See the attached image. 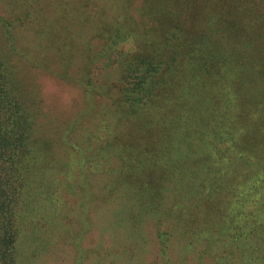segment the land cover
I'll use <instances>...</instances> for the list:
<instances>
[{
  "label": "trees",
  "instance_id": "1",
  "mask_svg": "<svg viewBox=\"0 0 264 264\" xmlns=\"http://www.w3.org/2000/svg\"><path fill=\"white\" fill-rule=\"evenodd\" d=\"M48 1L55 9V0ZM242 1H252L253 9L264 7V0H139L134 10L132 8L125 12V5L120 3L121 0H113L109 2L107 9L118 10L120 4L121 15L112 14L109 17L102 11L104 0H98L99 14L86 17L80 8H75L76 6L71 4L74 14L55 16L58 22L52 18L51 21L54 22L52 25L41 22L44 20L41 16L42 10L40 14H23L24 18L21 19L27 18L31 34L22 37L28 46L37 49L34 52L21 44V34L13 30L11 23L0 29V264H38V255L42 256V253H45L46 242L42 239L46 235L49 238H45L51 239L48 242L50 246H47L49 249L52 248V252L49 253L54 257L58 251L52 247L55 242L53 238L58 239L59 229L56 225L58 223L51 218L58 216L54 203L55 196L53 199L48 197L46 185L51 173H60L58 170L60 167L56 161L50 164L42 160L48 155H54L55 149L62 145L75 147L68 134L73 123L65 125L63 129L62 125L57 126L52 120H42L41 96L38 93L31 95L25 90L24 79H28L24 78L22 73L19 76V69L30 68L34 73L54 75L62 80L77 83L78 80L71 78L67 72H63L64 76H61L52 69L51 63L56 54L48 53L49 49L42 47L44 37L48 40L49 36L53 37L61 32L64 35L70 30L73 21L81 26L96 28L103 38H107L108 33L109 39L120 34L121 37L134 34L132 37L141 46H146L147 43L160 45L161 58L168 55L171 62H175L179 56L189 54L194 60L191 62H199L200 66L201 62L204 66H197L195 71H190L192 72L190 78L188 74L190 80L196 79L189 88L192 96L178 94L183 86L178 88L172 98L170 97L173 101L171 105L182 108L174 109L168 113L167 118L162 117L160 120L163 129L155 132L158 133L162 146L158 147L154 156L165 160L159 167L160 172H167V175L162 173L161 178L163 181L167 180L169 186L163 188V193L146 191L144 199L154 202L155 205L146 209L143 205V211L135 210L127 203L125 207L127 211L121 216L122 211L113 207L109 214L111 221L101 226L99 230L108 231V234L112 235L113 245L108 250V247L99 249L98 244L96 259H101L99 255L107 252L115 253L122 250L128 256L125 261H131L136 255L137 246L132 242L133 239L129 238V235L135 234L131 231L135 225H130L129 222L131 219L140 218L143 225V222H148L147 218H153L156 220L152 225L153 232H150V226L144 229L141 226L137 230L146 236V241L150 234L155 235L157 240L159 238L157 244L161 246L163 254L173 242L176 248L180 250L182 248L181 251L185 249L187 259L184 264H204L203 258L208 255L214 256L213 264H223L226 259L231 261L230 255L233 253L235 255L233 264H264V191L259 196L255 192L257 188L264 189V142L251 143L243 137L245 134L252 135L262 130L264 132V124L246 126L252 122L261 124L264 121V32H256L249 36L248 42H239L249 35L245 33L246 29H239L234 34V31L226 30L224 25L231 22L230 18L235 19L232 15L239 10ZM32 2L37 8L41 9L43 6L41 0ZM71 5L69 12H72ZM128 8H131V4ZM46 14H51L50 10ZM243 18V22L250 21L249 18L244 16ZM205 27L214 31L210 41L202 36L205 33L201 30ZM221 28L227 33L225 39L217 34L218 31L216 32ZM3 34L4 37L1 39ZM159 37L161 40H156ZM69 42L70 39L65 38L64 43ZM228 45L232 48L227 49ZM38 55L41 56L39 60L36 59ZM203 57L206 60H199ZM13 58L15 61L20 60L22 64H9ZM61 58L66 60L65 63L71 61L70 54H61ZM142 61L139 60L140 63ZM150 61L148 58L147 63L150 64ZM210 63L215 65H205ZM227 63H233V66ZM156 76L161 77L162 73ZM145 77H149V74ZM29 84L33 83L30 81ZM91 93L89 102L92 101ZM103 96L106 100L111 98L109 91L104 92ZM126 115L128 111L120 109L117 122L125 130V138L128 137V129L138 128V125L131 123ZM104 124L108 125V129L107 127L104 129L106 133L115 129L113 119L107 120ZM239 132H242L240 138ZM115 138L105 134L99 149L105 148V145ZM227 140L232 141L233 150L223 147L229 144ZM195 146H200L203 153L201 150L197 152L193 150ZM204 147L209 149L206 150ZM215 149L217 151L213 152ZM154 156H151L153 172L158 169ZM218 160L216 172H209L212 174L208 175L202 170L205 164L216 163ZM239 164L243 166H238ZM230 168L235 170L233 174L228 173ZM200 171H203L204 175L196 176ZM239 174L244 176V182L239 179L237 184L245 185L246 195L230 194L231 202H235L234 206L240 205L241 207H238L240 210L243 207L241 201L246 198L249 199L253 210L255 207L256 209L245 211L242 208L244 211L237 214L241 224L232 229L231 236H227V247L223 248L224 243H216V238L226 223L218 222L229 213L218 210L215 201L225 199L227 188L230 189L235 184L231 182ZM229 175L232 176L231 179ZM49 181H55V174ZM57 183L60 185L62 181L58 180ZM57 189L58 193L69 195L63 185L55 188ZM108 194L110 199L114 197L113 192ZM115 197L118 199L116 193ZM163 200H172L177 205H168V201L163 205ZM198 200H202L204 206H190L186 209L181 205L182 202ZM41 201L42 207L39 208V212L41 211L43 216H32L31 213ZM207 202L215 203L217 207H208ZM45 207L47 210H42ZM254 213L257 219L254 218ZM204 218H208L206 222L208 228H202L200 224V220ZM30 222L35 223L31 234L35 236L36 250L35 253H29L30 251L24 253L30 242L27 244L22 239L27 232L25 226ZM163 223L168 227L169 235L157 228L158 225L165 227ZM249 223L252 224L251 228L246 227ZM118 231L121 233L118 234ZM247 240H256L257 248ZM210 246L213 247L206 250ZM122 263L124 260L118 264ZM107 264L116 263L111 259Z\"/></svg>",
  "mask_w": 264,
  "mask_h": 264
},
{
  "label": "rangeland",
  "instance_id": "2",
  "mask_svg": "<svg viewBox=\"0 0 264 264\" xmlns=\"http://www.w3.org/2000/svg\"><path fill=\"white\" fill-rule=\"evenodd\" d=\"M35 1L38 2V0ZM138 1L121 0L120 3L125 5L126 12L128 9L133 8L134 10L138 5ZM41 2H43V6L40 9V7L37 8L33 4L32 0H0V29L11 23L13 30L20 32L21 37L23 35L28 37L31 32H29L27 18L21 19L22 17L24 18L23 14H40L42 10L41 16L44 20L41 22L46 25H52L54 22L51 20L52 18L56 19L55 16L74 14L71 4L75 5V8H80L83 14H86V17L89 15L93 17L100 12V6L97 5L98 0H55V9L48 0H41ZM109 2H113V0H104V3H102L104 5L103 14L105 16L107 14L109 17L112 14L121 15L120 4L118 10L109 11L107 9ZM252 3V1H242L239 4V10L235 14H231L235 19L230 18L231 22L224 24L226 30L234 31V34L239 29H246H244L245 33L249 35L239 42H248L247 38L249 36L254 35L256 32H264V7L253 9ZM130 4L131 8H128ZM70 5L72 6V12H69ZM49 10L51 14H46ZM243 16L247 19L249 18L250 21L243 22ZM224 25L222 26L224 27ZM69 29L64 35L61 32L53 37L49 36L48 40L44 37L42 47L43 49L48 48V53L56 54V58L51 63L52 69H55L61 76H64L63 72H67L71 78L78 80L77 83L62 80L54 75L34 73L33 69L30 68L27 70L24 69L25 67L19 69V76L22 73L25 76L24 78L29 80L24 79L25 90H28L31 95L38 93L41 96L42 103L40 108L43 114L41 119L52 120L57 126L62 125L63 129L65 125L73 123L70 125L68 134L75 147L62 145L60 148L55 149L56 155L55 153L52 156L48 155L42 160V162H49L50 164L56 161L60 167L58 169L60 171L59 174L51 173L49 176L52 179L55 174V181L50 182L48 178L46 185L48 197L50 196L53 199V196H55L54 203L56 204L58 216L57 218H54L56 216H51V218L58 223L56 225L59 226V229H57L58 239L53 238L55 246L53 245L52 247L57 248L58 251L54 257L49 253L52 252V248L49 249L50 247L48 248L47 246H50L48 242L51 239H48L49 237L46 235L48 233H45V237H48H43L42 239L46 242L45 253L43 252L42 256L38 255L39 260L37 263L107 264L108 260L113 259L116 264L123 260L124 263L122 264H162L163 262L184 264L187 259L184 253L185 249L181 251L182 248L181 250L176 248L172 241L173 243L170 244L167 252L164 250L165 254H163L161 246L157 244V241H160L159 238L157 240L155 235L150 234L149 239L146 241V236H143V233L137 230L141 226L143 229L150 226V232H153L152 225L156 222L153 218H147L148 222H143V225H141L142 221L140 218L131 219L129 222L130 225H135V228L131 229L135 234L129 235V238L133 239L132 242L137 246L136 255L131 261H125L128 256L122 250L115 253L110 251L99 255L101 259H96L97 255L95 256V252L98 250V244L99 249L108 247V250L113 245L112 235H109L108 231L99 232L101 226L111 221L109 214L113 207L122 211L121 216H123L124 211H127L125 209L127 203L131 204L135 210L143 211V205L145 209L155 205L154 202L144 199L143 195L146 191H161L163 193V188L169 186L168 181H163L161 178V174L165 173L167 175V172H160L159 167L164 164L165 160L162 157L154 156L156 151H158V147L162 146L160 137L155 132L163 129L162 121L160 120L162 117L163 119L167 118L169 117L168 113L173 112L174 109L182 108L171 105L173 102L171 98L173 94L177 93L178 88L184 86L178 94L186 97L192 96L189 88L196 79H189L190 73H192L190 71H195V68L200 66L199 62H191L194 60L192 55L189 54L179 56L175 62H171V57L168 55H164L161 58L160 45L147 43L146 46H141L132 37L134 34L122 37L120 34L109 39L108 33V37L103 38L99 35L96 28L87 25L81 26L78 23H74V21ZM201 31L205 33L202 36H205L208 41L214 36V31L209 27H205ZM216 32L225 39L227 33H224V28L217 29ZM3 37L4 34L1 35V39ZM67 37L70 39L68 44L64 43ZM23 39L22 37V45L33 52L37 50L28 46L27 41ZM156 40L160 41L161 39L159 37ZM231 48L232 46L228 45L227 49ZM65 53L70 54V62L65 63L66 60L61 58V54ZM148 58L151 60L150 64L147 63ZM36 59H41V56L38 55ZM133 59L135 62L132 63ZM203 59L206 60L205 57L199 60ZM139 60L143 61L140 63ZM9 64L21 65L22 63L20 60L15 61L13 58ZM200 64L204 67L201 62ZM227 64L233 66V63ZM205 65L214 66L215 64ZM161 73V77L156 76ZM148 74L149 77H145ZM30 81L33 83L32 85L29 84ZM106 91L110 92L111 98L109 100H106L103 96ZM90 92H92L91 96L94 102H89ZM120 109L125 112L128 111L127 119L131 123L138 125V128L133 127L127 130L128 137L126 138L124 137L125 130L117 123L120 117ZM110 119L115 120L113 125L115 129L113 132L108 131L107 133L111 137L114 136L116 138L108 142L105 148L99 149L103 144L102 138L105 134L108 135L104 132L105 127L108 129V125L104 123ZM262 124H264V121L261 124L252 122L246 126L253 127L261 126ZM165 128H167V124ZM262 131L252 135L245 134V136L243 135L244 140H249L251 143L264 142V132ZM241 136L242 132H239L238 137L240 138ZM227 141H229V144L223 147L233 150L232 141ZM204 148L206 150L209 149V147ZM193 150L197 152L201 148L200 146H195ZM216 151L217 149L213 152ZM201 152L203 153L202 150ZM151 156H154L155 164L158 168L154 172ZM218 165L219 160L216 163H207L202 167V170L210 175L212 173L209 172H216ZM238 166H243V164ZM230 169L228 173L233 174L235 170L233 168ZM202 175H204L203 171L196 174V176ZM65 177H68V179L66 180ZM231 178L232 176L229 175V179ZM251 178L254 180L253 176ZM239 179L244 182V176L237 175L231 182L235 184L230 189L229 187L227 188L225 199L215 201L218 205V210L229 213V215L220 218L218 222L219 224L226 223L220 229L219 237L216 238V243H224L223 248L227 247V236H231L232 229L241 224V219L239 216L237 217V214L243 210L242 208L245 211L253 210L251 203L248 201L249 199L245 197L241 201L243 207L240 210L238 209L240 205L234 206L235 202H231L230 194L234 196L246 195L245 185L237 184ZM58 180L62 181V184L59 185L57 183ZM62 185L69 195L60 194L58 189L55 190V188ZM263 191L262 187L255 190L257 196ZM111 192L114 193L112 200L110 199V194H108ZM50 193L51 195H49ZM115 193L118 199H116ZM167 201L169 202L168 205L175 204L172 200H163L162 204L164 205ZM41 203L42 201L37 203L36 209L31 213L32 216H43L41 211L39 212V208L41 209L42 207ZM215 203L207 202V206L217 207ZM204 204L202 200L181 203L182 207L186 209L190 206L202 207ZM42 210H47V208L45 207ZM254 215V218H256V213ZM118 216L121 218L119 214ZM43 218L44 220L46 219L45 217ZM228 220L229 222H227ZM200 221L202 228H208L206 224L208 218ZM163 225L165 227L158 225L157 228L167 232L169 235L168 227L165 223ZM251 226L252 224L250 223L246 225L247 228H251ZM25 227L27 232L22 240L26 241L27 244L30 242V245L23 252L27 253L30 251L29 253H35L36 240L35 236L31 234L34 231L35 223H27ZM120 233L121 231H118V234ZM247 242L253 243L255 248H257L256 240H247ZM246 243L240 244L245 245ZM211 247L213 246L206 248V250ZM230 256L231 261L226 259L223 264H233L232 262H235L234 253ZM213 258L214 256L212 255L205 256L203 263L213 264Z\"/></svg>",
  "mask_w": 264,
  "mask_h": 264
}]
</instances>
